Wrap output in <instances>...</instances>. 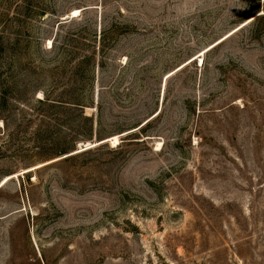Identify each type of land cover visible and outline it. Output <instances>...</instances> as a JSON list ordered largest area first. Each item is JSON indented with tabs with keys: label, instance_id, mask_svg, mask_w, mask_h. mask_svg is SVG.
Returning <instances> with one entry per match:
<instances>
[{
	"label": "rangeland",
	"instance_id": "rangeland-1",
	"mask_svg": "<svg viewBox=\"0 0 264 264\" xmlns=\"http://www.w3.org/2000/svg\"><path fill=\"white\" fill-rule=\"evenodd\" d=\"M4 25L0 264H264V0H0Z\"/></svg>",
	"mask_w": 264,
	"mask_h": 264
},
{
	"label": "trees",
	"instance_id": "trees-1",
	"mask_svg": "<svg viewBox=\"0 0 264 264\" xmlns=\"http://www.w3.org/2000/svg\"><path fill=\"white\" fill-rule=\"evenodd\" d=\"M7 26L8 25H4L0 29V69H4V66H5V53H6V51H10L11 52V55L14 56V53L12 52V47H11L12 45L9 46L12 43H10L7 40V37H6ZM14 44H17V43L15 42ZM10 65H7L5 67H8L9 68ZM11 67H10V70H11ZM3 74L4 73L0 72V77H2V80L0 81L1 82V86H6V88H7V84L9 82L12 84L13 81H12V78H7V75L8 74H6L5 76ZM3 92H5V89L3 90ZM41 93H42V97H38L35 100L37 101V103L42 104L44 106H49V107H60V106H63V107H76V108H79L81 110L83 109L82 104L78 103L79 102L78 100H76V102H70V101H68L69 98H66V97H61L60 96V97L56 98L52 94H50L47 91H45L44 89H42ZM3 94L1 92V97H0V99H1V101H0V112H3V106H5V102H6V99H5V97H4ZM67 103H69V104H67ZM71 105H73V106H71ZM82 120H84V122L86 121V123L88 122V118L86 116ZM2 121H3V127L6 128V123H4V119H2ZM88 125L90 127L89 122H88ZM73 147H74V145L71 146V147H67V146L64 147L60 151V154L66 153L67 150L72 149Z\"/></svg>",
	"mask_w": 264,
	"mask_h": 264
},
{
	"label": "bare ground",
	"instance_id": "bare-ground-1",
	"mask_svg": "<svg viewBox=\"0 0 264 264\" xmlns=\"http://www.w3.org/2000/svg\"><path fill=\"white\" fill-rule=\"evenodd\" d=\"M76 13H77V10L73 11V16H74ZM199 57H200V56H199ZM116 139H117L116 136H114V137L111 138V140H113V141H116Z\"/></svg>",
	"mask_w": 264,
	"mask_h": 264
}]
</instances>
